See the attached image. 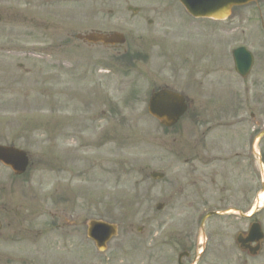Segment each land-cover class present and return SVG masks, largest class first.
Returning <instances> with one entry per match:
<instances>
[{"label": "rangeland", "instance_id": "1", "mask_svg": "<svg viewBox=\"0 0 264 264\" xmlns=\"http://www.w3.org/2000/svg\"><path fill=\"white\" fill-rule=\"evenodd\" d=\"M127 5L141 14L132 19ZM260 18L264 2L214 21L192 19L175 0H0V145L30 157L21 178L0 165V264H170L176 250L162 244L163 233L185 219L167 212L188 208L179 181L193 176L194 145L195 155L211 147L208 163L195 159L196 260L201 212L224 211V185L243 181L249 195L251 185L264 188ZM94 30L126 42L103 48L74 38ZM238 46L255 58L246 79L233 68ZM160 88L195 100L175 129L147 114L148 96ZM234 153L244 155L240 166L228 160ZM153 172L164 177L151 180ZM258 193L247 214L264 232V189ZM89 219L118 226L103 254L85 237ZM238 225L227 216L205 221L210 240L195 264H264V243L248 258L231 242Z\"/></svg>", "mask_w": 264, "mask_h": 264}, {"label": "water", "instance_id": "2", "mask_svg": "<svg viewBox=\"0 0 264 264\" xmlns=\"http://www.w3.org/2000/svg\"><path fill=\"white\" fill-rule=\"evenodd\" d=\"M185 8L187 13L194 18H207L213 20H223L230 15L233 7L243 6L258 0H178ZM87 42L108 44H122L124 38L118 34L100 35L90 34L83 37ZM233 60L236 72L245 77L249 72L252 62L251 56L244 50L238 49L233 53ZM186 106L181 96L161 90L152 94L148 101V113L159 120L161 125L170 127L174 125L179 117L185 112ZM0 162L10 167L15 174H21L27 165V159L24 153L10 148L0 146ZM153 178L160 177L152 175ZM87 237L92 240L99 251H103L105 243L116 233V228L101 221H88ZM262 234L258 224L250 226L245 240L237 239L240 247L249 249L251 255H255L258 246L255 248L243 247L244 243L260 242Z\"/></svg>", "mask_w": 264, "mask_h": 264}, {"label": "flooded vegetation", "instance_id": "3", "mask_svg": "<svg viewBox=\"0 0 264 264\" xmlns=\"http://www.w3.org/2000/svg\"><path fill=\"white\" fill-rule=\"evenodd\" d=\"M134 11L132 10V8L127 5L126 6V11L129 13L130 17L132 19H134L135 17H138L141 14V10L137 7H133ZM139 21H143L146 24H151L152 20L151 19H147L146 17H139V19H137ZM114 22L117 23V20L115 19ZM260 22H261V26L264 29L263 26V20L260 18ZM95 46V45H94ZM113 48V47H112ZM182 94V93H181ZM185 98L186 103L188 104V106H190L192 108L193 105H195V100H190L185 94H182ZM190 108V109H191ZM209 130H207V132H209ZM211 147L209 146H205V147H200L199 151H197L196 155H195V145L193 146L192 152H191V157L190 160L192 161V177L189 179L187 177H183L180 179L179 181V185L181 184V191L179 192V196L181 197V206L185 207L183 204H186L188 208H182L179 209L177 212L174 210H169L167 213L174 216V217H179V218H184L185 220H181V225L180 228L172 233H166L164 232V240H162V244L166 245V246H170L172 249H175V255L176 258L174 257L172 260L169 261L170 264H195L196 261H198L200 259V257L202 255H198L197 259L195 260V159L196 162L198 164H206L209 162L210 157H211V153L209 152ZM168 148L165 147V150H167ZM165 154H167L166 152H164ZM220 159V158H219ZM241 159L243 161L244 159V155H242L241 153H234L233 156L229 157L228 160H234L235 161V165L236 167L241 164ZM188 160H186L187 162ZM245 161V160H244ZM205 187H208L207 184H203V180H202V184ZM200 186H198L199 188L196 190L197 194H200L202 191L204 192L205 190L200 188ZM263 183L260 182V188L257 190L256 187H253V185H251V189H250V195L248 194V190L246 185H244L243 181H241L238 184H235L234 186L232 185H224V191L226 192V205L224 208L225 212V216H227V218H234L235 220H237L239 222L238 228L234 229V228H230V230H234L231 238V242H233V244L235 245V247L239 250V247L237 245V238L240 237H244L245 234V230H247V225L245 223V221L250 220V223L256 222V219H253L254 216L249 217L248 210H249V202L253 201V200H257L258 197V192L259 191H263ZM206 193V192H205ZM249 195V197H248ZM189 197H192V203H190ZM188 200V201H187ZM189 203V205L187 204ZM161 210H157V212H161L163 211V207L164 204L161 203ZM166 207V205H165ZM217 212V211H216ZM211 213V212H208ZM208 213H203V217H205L206 214ZM214 217H218V216H214ZM213 217V218H214ZM207 221V220H206ZM243 223V224H242ZM152 224H150L151 226ZM230 226V224H229ZM228 226V228H229ZM264 233V232H263ZM170 234H172L170 236ZM210 239H208L206 236H204V245H202V248L205 249V247L207 246V242ZM263 242H261L260 245V252L258 255H260L263 251ZM254 245V244H252ZM151 251V250H150ZM240 251V250H239ZM240 253L244 256H247V252H241Z\"/></svg>", "mask_w": 264, "mask_h": 264}, {"label": "trees", "instance_id": "4", "mask_svg": "<svg viewBox=\"0 0 264 264\" xmlns=\"http://www.w3.org/2000/svg\"><path fill=\"white\" fill-rule=\"evenodd\" d=\"M129 57H130V53H128L127 55H124V56H123V58H124V59H127V60H128Z\"/></svg>", "mask_w": 264, "mask_h": 264}]
</instances>
